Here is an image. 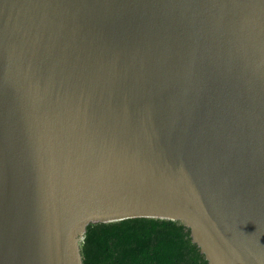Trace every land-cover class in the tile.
Here are the masks:
<instances>
[{
  "label": "water",
  "instance_id": "water-1",
  "mask_svg": "<svg viewBox=\"0 0 264 264\" xmlns=\"http://www.w3.org/2000/svg\"><path fill=\"white\" fill-rule=\"evenodd\" d=\"M138 218L264 264V0H0V264Z\"/></svg>",
  "mask_w": 264,
  "mask_h": 264
},
{
  "label": "trees",
  "instance_id": "trees-1",
  "mask_svg": "<svg viewBox=\"0 0 264 264\" xmlns=\"http://www.w3.org/2000/svg\"><path fill=\"white\" fill-rule=\"evenodd\" d=\"M81 255L83 264H208L179 220L90 224Z\"/></svg>",
  "mask_w": 264,
  "mask_h": 264
}]
</instances>
